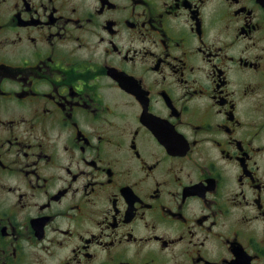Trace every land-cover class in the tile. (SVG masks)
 Returning <instances> with one entry per match:
<instances>
[{
  "label": "flooded vegetation",
  "instance_id": "1",
  "mask_svg": "<svg viewBox=\"0 0 264 264\" xmlns=\"http://www.w3.org/2000/svg\"><path fill=\"white\" fill-rule=\"evenodd\" d=\"M0 264H264V0H0Z\"/></svg>",
  "mask_w": 264,
  "mask_h": 264
}]
</instances>
